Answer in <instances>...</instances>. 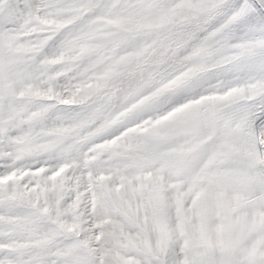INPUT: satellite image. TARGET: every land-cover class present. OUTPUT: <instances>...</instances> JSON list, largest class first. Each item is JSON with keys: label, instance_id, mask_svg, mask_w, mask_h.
<instances>
[{"label": "snow or ice", "instance_id": "obj_1", "mask_svg": "<svg viewBox=\"0 0 264 264\" xmlns=\"http://www.w3.org/2000/svg\"><path fill=\"white\" fill-rule=\"evenodd\" d=\"M0 264H264V0H0Z\"/></svg>", "mask_w": 264, "mask_h": 264}]
</instances>
